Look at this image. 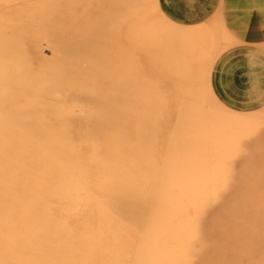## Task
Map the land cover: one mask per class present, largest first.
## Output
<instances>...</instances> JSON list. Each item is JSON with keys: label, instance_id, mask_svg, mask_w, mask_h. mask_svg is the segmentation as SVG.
<instances>
[{"label": "rangeland", "instance_id": "obj_1", "mask_svg": "<svg viewBox=\"0 0 264 264\" xmlns=\"http://www.w3.org/2000/svg\"><path fill=\"white\" fill-rule=\"evenodd\" d=\"M89 261L264 264V0H0V264Z\"/></svg>", "mask_w": 264, "mask_h": 264}, {"label": "bare ground", "instance_id": "obj_2", "mask_svg": "<svg viewBox=\"0 0 264 264\" xmlns=\"http://www.w3.org/2000/svg\"><path fill=\"white\" fill-rule=\"evenodd\" d=\"M138 124L139 122L137 120H134V122L131 123L132 129L131 131H129L130 134L135 133V129L136 127L138 128ZM103 143L104 142H102V144ZM74 149L75 148H73V150ZM113 149L114 148H112V150ZM73 150L71 149L72 152L70 150L64 152L69 155L73 153L74 155H77V151L75 153V150L74 151ZM97 156H98L97 153H93V157L89 159L81 158L82 164L91 167V171L93 170L95 171L94 168H96V165L93 163V161H96V159L99 158V156L98 157ZM136 182L137 181H134V183ZM32 184H33L32 180L28 176H25L22 179L20 187L18 188V193L23 200L26 199L37 200L38 198H42V197H47V198L53 197V195L51 194L52 190L50 189L42 190L36 188L35 185ZM100 193L106 196L102 199H99L98 201H95L94 204H92L90 207L86 209L87 219L79 220L76 223V225L71 226L69 228L70 231L66 233V235L68 236L70 235L69 239H71L74 242V244H76L77 241L78 242L83 241L85 237H89L92 235H94L95 237H99L101 241H107L115 237L116 239H114V241L117 240V236H119V234H117V232H115L114 229L119 226L120 219L130 215L133 212L132 210H135L138 207L137 201L139 199V195H137L138 191L135 188L121 189L118 192L117 191L113 192L112 189L108 190L106 188L101 190ZM21 208H23L22 205L18 209H15L13 213H17V212L21 213L22 212ZM25 213H31V212L28 211V209L27 210L25 209ZM30 215L32 216L33 214L31 213ZM91 261H89V264L91 263Z\"/></svg>", "mask_w": 264, "mask_h": 264}, {"label": "crops", "instance_id": "obj_3", "mask_svg": "<svg viewBox=\"0 0 264 264\" xmlns=\"http://www.w3.org/2000/svg\"><path fill=\"white\" fill-rule=\"evenodd\" d=\"M257 20V19H256ZM255 19H254V24H256L257 23V21H256ZM235 30L236 31H238V32H244L245 31V33H249L250 31H252V29H250V26L248 25V24H246L244 21H243V23H242V26H235ZM256 31V30H255ZM254 31V32H255ZM253 32V31H252Z\"/></svg>", "mask_w": 264, "mask_h": 264}]
</instances>
